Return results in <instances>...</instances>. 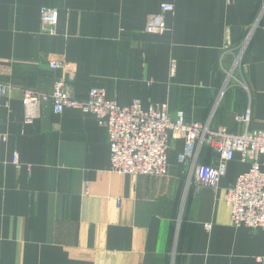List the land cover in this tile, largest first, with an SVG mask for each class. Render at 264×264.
I'll list each match as a JSON object with an SVG mask.
<instances>
[{
  "label": "crops",
  "instance_id": "0c3cea01",
  "mask_svg": "<svg viewBox=\"0 0 264 264\" xmlns=\"http://www.w3.org/2000/svg\"><path fill=\"white\" fill-rule=\"evenodd\" d=\"M164 3L175 6L166 32L147 33L148 16ZM263 5L0 0V82L14 87L0 106V264H264V229L234 225L224 201L251 166L238 153L219 189L189 180L178 160L184 140L175 136L167 175H121L109 169L107 130L93 113H56L45 101L27 123L22 95L53 92L65 74L49 62L66 59L77 99L102 87L121 105L163 104L234 133L247 129L236 113L250 110L249 128L264 131V13L228 85L225 70ZM44 6L59 10L54 34L43 31ZM219 158L210 146L200 155L207 164Z\"/></svg>",
  "mask_w": 264,
  "mask_h": 264
},
{
  "label": "built area",
  "instance_id": "2783aa9c",
  "mask_svg": "<svg viewBox=\"0 0 264 264\" xmlns=\"http://www.w3.org/2000/svg\"><path fill=\"white\" fill-rule=\"evenodd\" d=\"M174 10L173 4H162L159 13L148 16L145 31L150 34L166 32V14ZM263 13L264 5L240 46L242 50H239V57L226 69V85L235 77V71L242 66L240 60L243 50L249 45L253 37V27L259 23ZM41 18L43 31L54 34L59 10L44 6L41 9ZM49 64L52 69L62 70L65 77L58 79L56 88L51 93L22 89L27 123H32L38 117V109L45 101L53 103L56 113H62L66 109L93 113L98 123L107 130L110 171L134 177L167 175L171 139L174 136L182 138L184 149L179 153L178 160L189 165V180L214 189H219L229 163L238 153L241 160L249 162L251 166L227 189L224 201L230 209L234 225L264 229V168L261 161V156L264 155V131L249 128L252 120L250 110L236 113V121L246 124L247 129L243 133H234L224 126L213 127L210 120L188 122L183 110L176 111L173 116L167 105L163 104L144 107L141 101H133L129 105H121L115 99L108 98L102 87H92L87 99L80 100L68 89L69 83L75 78L74 66L66 59H52ZM236 83L242 81L237 79ZM13 88L11 84L0 82V106L3 98ZM205 146H210L219 154L216 164L200 161ZM13 162L20 164L17 153ZM88 184L87 182L86 185Z\"/></svg>",
  "mask_w": 264,
  "mask_h": 264
},
{
  "label": "rangeland",
  "instance_id": "374dc122",
  "mask_svg": "<svg viewBox=\"0 0 264 264\" xmlns=\"http://www.w3.org/2000/svg\"><path fill=\"white\" fill-rule=\"evenodd\" d=\"M226 70V69H225Z\"/></svg>",
  "mask_w": 264,
  "mask_h": 264
}]
</instances>
